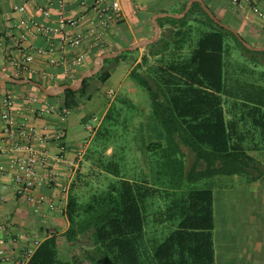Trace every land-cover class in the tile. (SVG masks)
Returning <instances> with one entry per match:
<instances>
[{
    "label": "trees",
    "instance_id": "trees-1",
    "mask_svg": "<svg viewBox=\"0 0 264 264\" xmlns=\"http://www.w3.org/2000/svg\"><path fill=\"white\" fill-rule=\"evenodd\" d=\"M158 22L170 27L139 61L132 58L139 49L125 50L107 58L78 90L50 97L61 98L64 109L74 110L110 78L108 61H130V80L149 97L150 134L139 145L145 148L149 170L136 169L142 162L134 150V117L142 109L129 96L116 95L84 157L103 176L102 183L83 198L78 171L68 194L67 229L60 237L54 233L44 238L28 264H216L209 180L264 176L254 154L264 150V50L246 47L199 2L181 18L167 16ZM80 74L57 83H71ZM4 83L40 91L30 84ZM184 147L191 153L190 166ZM130 155L137 159L123 170ZM167 223L175 228L161 240ZM60 244L70 252L76 246L80 250L63 255Z\"/></svg>",
    "mask_w": 264,
    "mask_h": 264
},
{
    "label": "built area",
    "instance_id": "built-area-1",
    "mask_svg": "<svg viewBox=\"0 0 264 264\" xmlns=\"http://www.w3.org/2000/svg\"><path fill=\"white\" fill-rule=\"evenodd\" d=\"M30 1L34 0L14 6L15 11L22 14L20 42L39 35L48 44L23 46L18 42V56H10L7 63L15 73L11 75L17 78L31 75V65L39 56H46L51 67L61 68L67 76L74 77L73 71L94 50H102L107 43L106 35L124 20L121 0H74L84 9L78 17L67 14L72 0H55V15L48 6L37 5L35 12L44 21L27 12ZM253 11L264 19L259 6L254 5ZM45 75V71L39 74L40 77ZM52 75L48 73L49 77ZM71 111L63 108L61 100L49 99L39 91L18 97L12 90H0V157L6 158L0 161V201L11 191L14 197L31 204L35 212L47 206L51 211L65 214L71 184L102 120L92 116L84 123L88 135L75 149V158L70 157L61 142L66 137L64 121ZM26 114L44 122L29 123L28 117L21 118ZM51 143H60V146L51 151ZM42 188L55 193L41 192ZM25 238L18 249L14 245L17 237L8 241L0 238V262L28 264L42 239Z\"/></svg>",
    "mask_w": 264,
    "mask_h": 264
},
{
    "label": "crops",
    "instance_id": "crops-1",
    "mask_svg": "<svg viewBox=\"0 0 264 264\" xmlns=\"http://www.w3.org/2000/svg\"><path fill=\"white\" fill-rule=\"evenodd\" d=\"M24 1L25 0H0V69H3L7 73L13 75L15 73L13 70H11L8 67L7 63L9 61L8 59L10 58V56H18V46L20 45L28 46L29 44H34L37 46H46L48 44L46 39L39 35L28 37L27 40L20 42L21 40L20 34L22 32V28L19 25V19L21 18L22 14L15 11L14 6L17 4H22L24 3ZM72 1L73 2L71 3L67 14L74 17L81 16L84 12L83 7L80 4H78L76 1L74 0ZM128 1L130 2L129 6H128ZM184 1L186 0H173V1L121 0L124 11V20L119 25L115 26L112 29V31H110L106 35L105 38L107 40V43L105 47L102 50H94L92 54H90L86 58L85 62L73 71L74 76L77 73H82L88 70L89 69L88 65L90 63H94L95 57L101 54V52L103 51H107V52H112L113 50L116 51L117 48H118L117 50H119L126 46L131 45L132 43L139 42L142 39L151 38L154 35V30H155L154 20L157 19L158 22L159 18L167 17L168 15L162 14L164 12L172 13V14L180 13V12H175V10ZM188 1L190 0H187V2ZM203 1L207 4L210 10L219 19L225 20L226 24L232 26L237 31L241 32L242 36L255 41L256 43H258L259 46H263L264 19H262L258 14H256L253 11V6L254 5L259 6L260 9L264 12V0H203ZM194 2H199V1H194ZM37 5L48 6L52 11L53 15L56 14L55 0H34L28 2L27 12L34 14V16L40 21H44V20L39 13L35 12ZM168 6H174V8L169 9ZM129 7H131L130 10H128ZM168 27H170L169 24H165L163 28L160 27L159 25L160 28L159 37L155 41L147 44L146 46H141L137 48L139 49V51L135 53L139 54V56L137 57L138 61L140 60L141 55L145 53L146 47L158 41L162 35V32L166 31ZM18 42L20 43V45H18ZM135 50L136 49L130 51H135ZM109 58H114V57H109ZM105 60L103 66L105 65ZM127 63L129 64V66ZM118 65L127 66V69L123 74L124 82L122 84L120 83L115 89L103 88L104 84L108 80L104 84H102L100 86V89L97 92H95L92 96V98L97 96V94L102 96L98 98L101 101V105L99 106L98 110H94L87 104H83V106L80 107L81 109L83 108L82 109L83 112L79 115V117L76 120H74V124H76L77 122L79 123L81 122L83 128L85 129L84 123L90 117L97 116L100 119L104 117L110 103L113 101L114 97L118 94V91L124 87V84L126 83L125 82L126 78H128L129 72L132 68V63L128 62L127 60L125 61L122 60L118 64L116 62L115 63L110 62L106 64L108 68H115ZM31 67H32L31 68L32 71L30 72L31 75L27 74L25 78H28V75H30L33 78L46 81L47 85H58L57 81L58 79L61 78L63 79L74 78L67 76L63 71V69L61 68L55 69L51 67L47 61L46 56L36 57ZM43 71H45L47 75H45V77H40L39 74ZM48 73H52L53 74L52 77H49ZM7 89L12 90L18 97L23 96V94L35 92V90L29 89L27 87H20V88L9 87L6 85V83H4V81L0 80V90H7ZM136 92L137 90L135 91V93ZM43 95L46 96L45 94ZM46 97L52 99L50 98V96H46ZM132 98L133 97H131V99ZM58 99L61 100V98ZM91 99H89V101ZM134 99L135 98H133V100ZM139 106L142 107L141 105ZM146 111H147L146 109L144 111L142 110L141 112L137 113V115H135L134 117V122H136L138 126L137 128L140 129L141 127L142 130V136H140V138L134 139L136 145L135 146L136 148H134L135 153L137 152L139 154L140 151L138 159L142 162L141 166L136 167V169L144 170V171L149 170L147 164H145L143 161L144 154H146L145 148L143 146H140V148H138V146L141 145V143L144 140H147L149 138V135H146L147 133L145 132V128L149 129L148 123H149V115L151 112L150 107L148 108V111L147 112ZM71 114L72 113L70 112L64 121L66 137L65 140L61 142V144L66 146L67 148L66 154L69 155L70 157L75 158V149L81 144L82 140L88 134L81 135V132H76L72 137L68 136V123ZM23 117H28V115L27 114L23 115L21 118ZM26 120L29 123H36V124H42L44 122V120L40 118L28 117V119ZM148 134H150V129ZM59 146L60 143L49 144V148L51 151H56L59 148ZM186 153L188 154V157L191 158V153H189L188 151H186ZM5 160L6 158L0 157V161H5ZM190 164L191 161L187 163V166H190ZM232 176H238V175H232ZM247 180L251 182V184L245 185V186L247 185L250 186L251 189L249 190H252L253 192L259 191L264 193V184H259L260 180H250L249 178H247ZM220 182L224 183L223 179H220ZM41 192L47 194L55 193V191L53 192L46 188H42ZM263 197L264 196H260V198ZM67 227H68V221L66 219L65 214L51 211L47 208V206H44L40 212H35L31 204H29L23 199L14 197L11 191L7 193V198L5 200L0 201V238H3L4 240L8 241L12 237H17L18 244L17 243L14 244L16 249L20 247V245L25 241L26 239L25 237L27 236H29L31 239L35 238V239L43 240L44 238L48 237L50 233L53 234L56 233L60 237L61 234L67 229ZM245 236H247V238L250 237V239L253 238L252 234H247ZM263 239L264 236L262 238V236L258 235L257 242L254 245V249L251 251V252H257L256 260L251 259V257L253 258V255H250V253H248V249H246L247 254H245L246 252L244 250H241V255H243V257L245 258L244 261L245 264L246 262L251 264L252 262L255 261L256 262L254 264H264V253H263L264 249L262 247ZM220 250L218 252H220L221 257L218 258L216 256L217 251L215 249L216 264H227L229 261L231 264L241 263L239 260L236 259L238 255L236 252H233L234 250H232V252L230 251L231 252L230 259L228 257L223 256V251ZM246 255L250 262L247 261L248 259H246ZM0 264H8V263L2 261L0 262Z\"/></svg>",
    "mask_w": 264,
    "mask_h": 264
},
{
    "label": "rangeland",
    "instance_id": "rangeland-1",
    "mask_svg": "<svg viewBox=\"0 0 264 264\" xmlns=\"http://www.w3.org/2000/svg\"><path fill=\"white\" fill-rule=\"evenodd\" d=\"M173 1V0H171ZM128 1V6H129ZM160 3V2H159ZM169 9H173L174 6H168ZM131 7L128 8L130 10ZM118 49V48H117ZM116 49V50H117ZM114 51V50H113ZM107 51H103L104 53ZM146 52V50H145ZM139 54L135 53L132 55V58L138 57ZM112 62V61H111ZM130 62V61H128ZM110 63L108 61L106 64ZM128 64V63H127ZM119 66V65H118ZM116 66L112 68V75L111 78L104 84V89H115L120 83L122 84L123 81V74L127 69L126 65H120L119 67ZM129 66V64H128ZM91 68V67H90ZM89 68V69H90ZM126 83L124 87L118 91V94H123L129 97L135 98V103L141 105L140 109L143 111L146 109L148 111L149 108V97L147 92L144 89L139 88L130 80L129 76L126 78ZM137 92L135 93V91ZM102 97L97 94V96L93 97L90 101L85 100L82 104L71 111V116L69 118L68 123V136L72 137L76 132H81L82 134L87 135L88 132L83 128L81 122H77L74 124V120H76L79 115L83 112V104H87L94 110H98L99 106L101 105V101L98 99ZM130 97V98H131ZM132 98V99H133ZM144 107V108H143ZM146 111V112H147ZM145 113V112H144ZM137 123L135 124V131L137 133L136 137L140 138L142 136V130L140 131L137 128ZM145 132L148 133L149 129L145 128ZM135 133V134H136ZM129 136V133H128ZM130 137V136H129ZM139 145V144H137ZM139 148V146H138ZM186 151L190 153V150L187 147H184ZM139 150V149H138ZM110 151V150H109ZM128 152V151H126ZM136 156L139 157V154L136 152ZM260 160V168L264 170V150L257 151L254 153ZM130 160L128 161L127 165L123 166V170L125 166H133L131 164L132 159H137L135 155L129 156ZM192 161V158L188 157V162ZM136 163V160H135ZM80 173V183H82L80 190H82L83 198H87L90 194L91 190L94 189L97 185L102 183L103 176L99 174V171L93 169L89 162L84 161L83 165L79 169ZM258 171H253L254 175H257ZM264 174V171L261 172ZM223 177V178H221ZM220 179H223L224 183L220 182ZM87 182V185L84 184ZM210 186L214 191V212H215V229H214V242H215V249L217 251L216 256L218 258L221 257L220 251H223V256L231 258V252L237 253L236 259L239 260L241 263L245 264V258L241 255V250L246 252L248 249V253L253 255L251 259H257V252H251L254 249V245L257 242L258 235L264 236V197L260 198V196H264L263 192H253L250 186H245L246 184H251L250 181L247 180V176H217L213 177L209 180ZM259 184H264V176L259 181ZM204 184H199L198 187H203ZM175 227L171 224H166L162 228L161 240L164 239ZM247 234H252L253 238H247ZM263 242V249H264V239ZM261 242V243H262ZM60 250L63 255L70 256L72 253L78 252L80 249L78 246L74 247L73 251L70 252L65 248L64 244H60ZM226 250V251H225ZM231 251V252H230ZM264 253V252H263ZM247 254V252L245 253ZM246 259H248L246 255ZM249 261V259L247 260ZM250 262V261H249ZM256 262V261H255ZM252 262L251 264H254ZM227 264H231L230 261ZM246 264H250L246 262Z\"/></svg>",
    "mask_w": 264,
    "mask_h": 264
},
{
    "label": "water",
    "instance_id": "water-1",
    "mask_svg": "<svg viewBox=\"0 0 264 264\" xmlns=\"http://www.w3.org/2000/svg\"><path fill=\"white\" fill-rule=\"evenodd\" d=\"M194 1H199L202 5V8L205 10L206 13H208L210 15V17L217 22L218 24L222 25L223 27L231 30L232 32L235 33V35L240 39V41L249 49L252 50H264V46H255L252 43H250L249 41H247L246 39H244V37H242V35H240V33L233 28L232 26L224 23L221 19H219L211 10L210 8L207 6V4L203 1V0H190L187 2L185 8L183 9V11H181L180 13L177 14H172V13H167L164 12L162 13L163 15H168V16H172V17H176V18H181L183 17L190 9L192 3ZM154 25H155V30H154V35L151 38L148 39H142L139 42H135L132 43L129 46H126L122 49L116 50V51H112V52H105V53H101L98 56L95 57L93 66L82 72L74 81H72L71 83H65V84H58V85H45L39 81L30 79V78H17L9 73H7L5 70L0 69V78L3 79L4 81H10L13 83H17V84H30L36 88H38L43 94H45L46 96H50V97H54V96H58L63 94L64 92H66L67 90H78L79 88L82 87L84 80L86 78H89L91 76H94L95 74H97L103 67L104 64V60L106 58L109 57H116L118 56L120 53H122L125 50H134L137 49L138 47L141 46H146L147 44L155 41L158 37H159V32H160V28H159V24L157 22V19L154 20Z\"/></svg>",
    "mask_w": 264,
    "mask_h": 264
}]
</instances>
